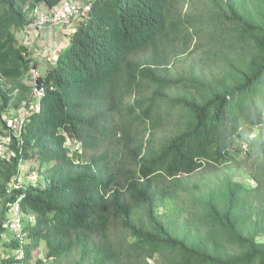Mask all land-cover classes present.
I'll return each mask as SVG.
<instances>
[{
    "label": "trees",
    "instance_id": "obj_1",
    "mask_svg": "<svg viewBox=\"0 0 264 264\" xmlns=\"http://www.w3.org/2000/svg\"><path fill=\"white\" fill-rule=\"evenodd\" d=\"M60 2L0 0L2 127L32 64L45 87L0 159V264H264V144L254 187L217 171L264 125V0H93L43 70L16 31ZM33 160L41 178L8 196Z\"/></svg>",
    "mask_w": 264,
    "mask_h": 264
},
{
    "label": "built area",
    "instance_id": "obj_2",
    "mask_svg": "<svg viewBox=\"0 0 264 264\" xmlns=\"http://www.w3.org/2000/svg\"><path fill=\"white\" fill-rule=\"evenodd\" d=\"M93 0H61V2L52 7H43L40 4L35 6L32 10L34 16V25L37 27L55 26L63 27L68 22L73 23L75 27L85 23L92 10ZM26 30V29H25ZM41 72L37 66L31 65L29 73L26 77L31 86H33L32 99L23 105L16 114L5 117L6 126L0 128V159H12L19 154L12 147L13 138L21 137V133L30 116L38 112L41 108V98L45 93V87L40 84ZM33 184L38 182L33 178L27 180ZM21 176L13 182L9 195L11 196L12 189L26 188L27 183ZM25 197V193H21L17 198L10 203V209L7 213V224H10L12 229L18 234L19 238L24 239L25 233H22L25 217L29 223H34V216L32 214L24 213L22 211L21 203Z\"/></svg>",
    "mask_w": 264,
    "mask_h": 264
},
{
    "label": "rangeland",
    "instance_id": "obj_3",
    "mask_svg": "<svg viewBox=\"0 0 264 264\" xmlns=\"http://www.w3.org/2000/svg\"><path fill=\"white\" fill-rule=\"evenodd\" d=\"M29 18L31 19L32 16V9L29 11L28 13ZM33 26V20L31 22H28V24H26V26L24 27V29H20L18 31H16L19 41L21 43L26 44L30 50L32 49H38L35 48L36 44L35 42H33L31 37H28V34H26L25 29L29 28L30 26ZM35 44V46H34ZM43 51L46 50H50L47 49L45 46H39ZM68 48V47H67ZM67 48L64 49V51L62 53H65L67 51ZM37 53V52H34ZM42 53V52H41ZM51 54L52 51H51ZM40 58V57H39ZM44 57L42 56L41 59L42 61H45L43 59ZM45 62L40 63V67L44 70V66H45ZM47 68V66H46ZM212 70V69H210ZM18 110V107L16 106V104L12 105L9 110L4 114L5 117L12 115L14 113H16V111ZM0 128H2V125L0 124ZM244 136L241 139V141L237 142V145L239 146V148L241 149L240 152H237L234 156V159L231 160L230 162L224 163L223 165H220V167H218L217 171L218 173L225 175V174H229L231 175V177L236 180L241 182L243 185H245L246 187H254L256 185V182L251 178L250 174H249V170H248V162H252L255 159H257L260 154V152L262 151V147L264 144V125L262 126H254V127H246L241 131ZM73 143V142H72ZM238 150V149H237ZM35 160V159H34ZM31 161V162H23L22 164H20V169H21V174L22 177L24 178V180L26 182H28L27 180L30 179H34L37 180L39 178H41V175L36 173H31L32 175H28L27 172L30 168H36L38 165V162L36 161ZM192 179H198L202 177V174L197 173L196 175L190 176ZM260 241H264L263 237H259ZM42 256L45 255V249H43V251L41 252Z\"/></svg>",
    "mask_w": 264,
    "mask_h": 264
},
{
    "label": "crops",
    "instance_id": "obj_4",
    "mask_svg": "<svg viewBox=\"0 0 264 264\" xmlns=\"http://www.w3.org/2000/svg\"><path fill=\"white\" fill-rule=\"evenodd\" d=\"M84 1V0H83ZM43 7H50L45 3L40 4ZM33 16V15H32ZM34 18V16H33ZM34 22V19H33ZM78 27H75L73 23H67L63 27L55 26H46V27H37L31 25L29 28H26V34L28 37H31L34 46L38 49H32L33 57H36L37 60L41 59L42 56L45 61L39 60L40 63L45 62L44 68L53 64L57 58L62 54L65 48L70 45V37L76 31ZM47 46V49L51 48L53 54L50 50L43 51L39 46ZM37 52V53H34ZM42 52V53H41ZM40 57V58H39Z\"/></svg>",
    "mask_w": 264,
    "mask_h": 264
},
{
    "label": "water",
    "instance_id": "obj_5",
    "mask_svg": "<svg viewBox=\"0 0 264 264\" xmlns=\"http://www.w3.org/2000/svg\"><path fill=\"white\" fill-rule=\"evenodd\" d=\"M241 136V134H239V137Z\"/></svg>",
    "mask_w": 264,
    "mask_h": 264
}]
</instances>
